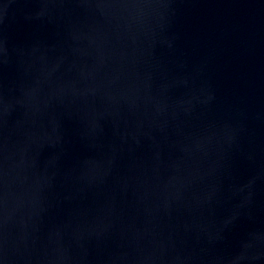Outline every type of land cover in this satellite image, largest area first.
Listing matches in <instances>:
<instances>
[{"label": "water", "instance_id": "water-1", "mask_svg": "<svg viewBox=\"0 0 264 264\" xmlns=\"http://www.w3.org/2000/svg\"><path fill=\"white\" fill-rule=\"evenodd\" d=\"M0 264H264V0H0Z\"/></svg>", "mask_w": 264, "mask_h": 264}]
</instances>
